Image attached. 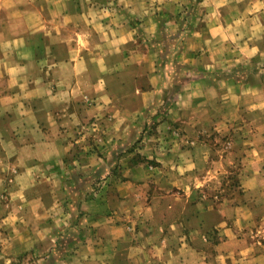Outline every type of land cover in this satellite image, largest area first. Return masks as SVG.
Listing matches in <instances>:
<instances>
[{"label":"crops","instance_id":"crops-1","mask_svg":"<svg viewBox=\"0 0 264 264\" xmlns=\"http://www.w3.org/2000/svg\"><path fill=\"white\" fill-rule=\"evenodd\" d=\"M260 1L0 0V264H264V89L226 70Z\"/></svg>","mask_w":264,"mask_h":264},{"label":"rangeland","instance_id":"rangeland-1","mask_svg":"<svg viewBox=\"0 0 264 264\" xmlns=\"http://www.w3.org/2000/svg\"><path fill=\"white\" fill-rule=\"evenodd\" d=\"M201 2L202 0H189V3L187 4V6H184V9H183L184 17H182V20L184 21V23L188 24V22H190V20L188 19H194L195 15L201 14V7H200ZM234 4L235 3H233V5L231 4L232 6L228 5L227 7H232V8L237 7V5H234ZM252 7L255 10H257L255 11V13H259V11H263L262 9H264V0H261L260 2H255V3L253 2ZM196 18L198 17L196 16ZM253 18L255 19V16H253ZM255 21L257 22V24L259 21L263 23L264 16L259 14L258 17L255 19ZM257 24H254V25H257ZM184 33H185V30L182 32L181 35H183ZM247 34L249 35L250 38L254 35L253 37L258 39V43L262 46V48L261 49L259 48L260 50L256 55V58H257L256 60H252L249 58L245 61V63H238L237 65H234L231 67L226 66L227 67L226 70L228 71V76L230 75L229 80L232 81L233 79L234 80L239 79L240 80L239 82H244L246 84H258L259 86H262L264 89V29L261 32H257V33L253 32V34H250V33H247ZM245 35H246V32H242L241 37ZM236 47L237 48H233V57L235 59H237L238 57L242 59L243 57H241L242 55L241 50H243V48H240V46H236ZM179 54L180 53L175 52L174 58L178 57ZM239 58H238V61H239ZM261 96L263 97V100H264V93H262ZM243 117L244 115L242 116V120H243ZM238 120L235 121V123L238 122ZM234 124L232 126L233 128H235L234 129L235 132H237V134L235 135L236 140L242 137L246 139L254 134V130L252 128H244V129L241 128L240 129L238 128L240 125H237L234 127ZM154 132L158 134L157 130H155ZM214 133H211L208 131L200 132L199 140L204 141V139H209L211 143V147L213 145L216 153H218L219 155H223L225 152L230 151L233 145L232 141L230 140V137L222 133H218V132H214ZM169 135L170 137L172 136L175 138L180 137L179 132H177V130L171 127H169ZM212 142L214 144H212ZM149 163L153 167L158 165L155 162V160H151ZM240 167H241L240 160L235 161L233 162V167L230 170V172L227 174V176H218L212 179H210V177L207 178L205 184L203 183V186H204L202 187L203 192L202 193L199 192L198 197H202L205 199H211L212 202L215 203L219 200H222L224 197H231V196L235 197L239 195L240 190H241L240 189L241 185L239 183L240 179L239 177H237L236 174ZM153 184L158 185L160 184V182L158 184L157 183H153ZM46 248L47 247H44L43 249L41 248V251L46 252L47 250Z\"/></svg>","mask_w":264,"mask_h":264}]
</instances>
